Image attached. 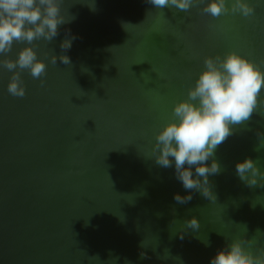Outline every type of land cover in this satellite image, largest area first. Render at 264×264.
I'll return each instance as SVG.
<instances>
[{"label":"water","instance_id":"obj_1","mask_svg":"<svg viewBox=\"0 0 264 264\" xmlns=\"http://www.w3.org/2000/svg\"><path fill=\"white\" fill-rule=\"evenodd\" d=\"M93 2L63 0L62 14L76 18L51 43L34 42L47 64L43 85L25 70L26 95L14 97L12 72L0 67V264H210L232 238L264 243L256 234L264 232V187L236 173L247 158L264 170V148L256 151L264 103L216 150L215 202L184 189L174 160L162 168L150 155L206 58L236 52L264 71V0H245L255 7L248 18L203 14L208 0L187 12L148 0H95L91 10ZM69 29L76 39L64 51ZM26 46L15 43L7 56ZM51 54L71 64L54 65ZM177 193L193 198L180 204ZM193 217L199 230L183 225Z\"/></svg>","mask_w":264,"mask_h":264},{"label":"clouds","instance_id":"obj_2","mask_svg":"<svg viewBox=\"0 0 264 264\" xmlns=\"http://www.w3.org/2000/svg\"><path fill=\"white\" fill-rule=\"evenodd\" d=\"M148 2L156 9L168 8L187 12L200 5L202 0ZM62 4L63 0H0V67L12 72L8 84V92L12 96L22 98L26 95V86L22 79L25 70L29 71L33 79H39L41 85L45 83L42 77L47 74V64L45 60L38 59L36 47L33 45L37 40L51 43L59 35L60 26L76 18L71 16L67 19L62 14ZM89 7L95 10V0ZM200 11L213 18H219L229 11L248 18L255 14V7L245 0H232L229 9L228 0H208ZM68 35L71 36L70 29ZM75 39V36L65 38L60 45L61 49L69 50ZM17 42L26 43L28 46L20 50L16 59H12L7 54ZM57 59L64 64H71L69 56L57 57L51 54L52 64L55 65ZM262 89L264 71L246 57L230 52L223 58H206L203 70L187 91V97L174 105L170 119L156 133L150 155L155 157L156 164L162 168H171L174 160L176 178L184 189L190 192L199 191L215 202L217 198L211 190L209 176L218 175L222 171L219 161L215 159L216 150L232 134L231 126L248 122L253 112L264 103ZM258 135L261 140L256 151L264 148V134ZM209 158H212L210 165L207 164ZM259 164V159L251 158L236 164L239 179L249 187H264V170ZM192 198L191 194L181 196L177 193L174 196V200L180 204L188 203ZM183 225L194 231L201 227L195 217L185 221ZM244 226L247 232V226ZM257 233L264 232L257 229ZM202 242L210 246L208 239H203ZM140 258L149 257L141 252ZM161 258H170L168 249H165ZM174 259L180 260L179 257ZM180 264L183 262L180 261ZM210 264H264V243L256 235L251 239L232 238L217 251Z\"/></svg>","mask_w":264,"mask_h":264}]
</instances>
